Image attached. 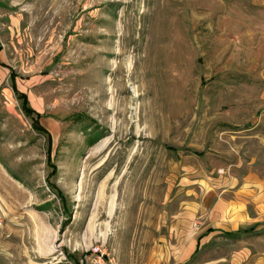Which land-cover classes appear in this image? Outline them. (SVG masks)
Segmentation results:
<instances>
[{
  "label": "rangeland",
  "instance_id": "obj_1",
  "mask_svg": "<svg viewBox=\"0 0 264 264\" xmlns=\"http://www.w3.org/2000/svg\"><path fill=\"white\" fill-rule=\"evenodd\" d=\"M255 13L252 0H0V264H89L97 249L164 264L190 184L231 173L236 132L263 111Z\"/></svg>",
  "mask_w": 264,
  "mask_h": 264
},
{
  "label": "crops",
  "instance_id": "obj_2",
  "mask_svg": "<svg viewBox=\"0 0 264 264\" xmlns=\"http://www.w3.org/2000/svg\"><path fill=\"white\" fill-rule=\"evenodd\" d=\"M259 5L264 0H252L255 11ZM258 16L254 36L264 29ZM263 58L260 52L254 56V70ZM260 98L254 94V112L260 107L261 114L247 122V130L236 132L233 171L212 177L214 170L190 184L187 200L172 216L171 241L161 247L164 264H264V151H257L258 143L264 146V88ZM258 127L263 134L254 132ZM248 129L253 132L249 141L244 139ZM248 142L250 150L244 148Z\"/></svg>",
  "mask_w": 264,
  "mask_h": 264
},
{
  "label": "trees",
  "instance_id": "obj_3",
  "mask_svg": "<svg viewBox=\"0 0 264 264\" xmlns=\"http://www.w3.org/2000/svg\"><path fill=\"white\" fill-rule=\"evenodd\" d=\"M0 50H1V48H0ZM11 78H12L13 81L15 80L16 76H15L14 72L11 74ZM12 86H15V85H12ZM17 94L20 97V99L22 100V105H23L24 111H25L26 115L29 118H31L35 130L40 135L45 136L48 139L49 144H51L52 136L49 133V131H47L43 127V125L41 124L42 115H40L39 113L34 111L32 108H29L27 96L25 94H22V93H19V92ZM46 116L49 117V115H46ZM196 154L201 155V156L203 155L202 153H196Z\"/></svg>",
  "mask_w": 264,
  "mask_h": 264
},
{
  "label": "built area",
  "instance_id": "obj_4",
  "mask_svg": "<svg viewBox=\"0 0 264 264\" xmlns=\"http://www.w3.org/2000/svg\"><path fill=\"white\" fill-rule=\"evenodd\" d=\"M94 255V259L89 264H114L111 260L106 259L105 253L100 252L99 249L95 251Z\"/></svg>",
  "mask_w": 264,
  "mask_h": 264
}]
</instances>
